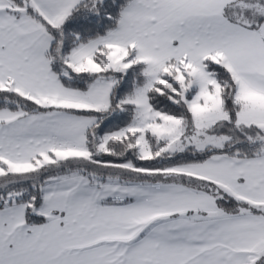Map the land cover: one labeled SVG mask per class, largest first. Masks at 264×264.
Listing matches in <instances>:
<instances>
[{
  "label": "snow or ice",
  "instance_id": "1",
  "mask_svg": "<svg viewBox=\"0 0 264 264\" xmlns=\"http://www.w3.org/2000/svg\"><path fill=\"white\" fill-rule=\"evenodd\" d=\"M0 264H264V0H0Z\"/></svg>",
  "mask_w": 264,
  "mask_h": 264
}]
</instances>
